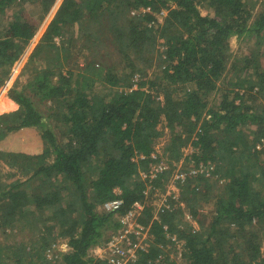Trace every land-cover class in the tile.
I'll return each mask as SVG.
<instances>
[{"label":"trees","instance_id":"1","mask_svg":"<svg viewBox=\"0 0 264 264\" xmlns=\"http://www.w3.org/2000/svg\"><path fill=\"white\" fill-rule=\"evenodd\" d=\"M54 1L0 0V86ZM252 3L62 1L9 90L18 108L0 113V264H108L90 251L136 202L150 233L138 264H264V7L253 16ZM235 36L257 39L230 63ZM26 127L39 145L8 149Z\"/></svg>","mask_w":264,"mask_h":264},{"label":"rangeland","instance_id":"2","mask_svg":"<svg viewBox=\"0 0 264 264\" xmlns=\"http://www.w3.org/2000/svg\"><path fill=\"white\" fill-rule=\"evenodd\" d=\"M62 1L63 0H55L54 1L53 5L51 6L49 12L47 13L45 19L40 24L37 33L35 34V36L31 40V42L27 46V48L24 50V53L21 55V57L18 59V61H16L14 63V65L11 67V70H10L8 76L6 77L4 83L0 86V113L16 110L13 106V103L8 105L7 99L10 98L9 97V90L16 85L19 88H21L23 86L24 81H25V76L23 75L22 71L26 65V62H27L32 50L34 49L36 44L40 41L42 35L44 34V32L48 26V23L54 17V15H55L56 11L58 10L59 6L61 5ZM252 2H253L252 3V6H253L252 14H253V16H255V14H257L258 12H260L263 9L264 0H252ZM25 6H26L25 8H27L26 10H28V12H34V10H37V8L34 9L35 4H27ZM199 8L201 9V11L203 13L207 12V10L202 5ZM142 10H144V9H142ZM166 12H167V10H165V9L163 11H161V13L158 15L159 21H164V17H165L164 15L166 14ZM131 14H133V11ZM2 22L5 24L7 22V19L5 21H2ZM250 39L256 40L257 38L255 36H253L252 38L249 37L247 40H245L243 38L239 39L236 36L231 38L230 44H231V50L233 52V57H231L230 63L232 62L234 57L235 58L236 57L241 58L245 54H249L251 47L254 46V44H252L248 41ZM159 48L162 49L163 48L162 45H159ZM238 64H241V63H238ZM241 65H243V64H241ZM232 71H234V69H232L231 72ZM138 79H139L138 77L135 79L136 84L133 85V88L137 87ZM40 105L42 107L45 106L44 103H41ZM30 130H31V127L23 128L22 130L15 132L10 138H7L6 139L7 148L12 149V148L18 147L20 144L28 143L29 141H32V140H34V141H32L34 144H37L38 142L36 140L38 139V137H34L33 133ZM168 140H169V134L165 133V135L162 138H160L158 140V142L156 143L157 151L161 152ZM3 146H5V145L3 144ZM3 148L4 147H2V146L0 147V149H3ZM4 149H6V148H4ZM16 149H18V148H16ZM189 150H190V147L188 146V148L186 149V152H188ZM159 152H157V153H159ZM163 162L168 165V162H165V161H163ZM182 165H183L182 162H179L176 165V170H175L174 176L177 174L183 173ZM174 176H171V181H169V183L167 185L168 187H166L167 193L171 189L169 187H172L171 182H172V178ZM177 191H178V188H177ZM179 205L182 206L183 208H185L184 201H182V202L179 201ZM205 211L206 210L204 209L203 212L206 213ZM186 214H187L186 218L189 220H192L190 218V216L188 215V212H186ZM195 224L197 225L196 222H195ZM144 235H146V232H144ZM228 245H226V246L228 247ZM57 248L59 250H62V251H64V250L68 251L70 249V247L68 245L67 239L59 240V244L57 245ZM178 261L180 264H185L182 260H178Z\"/></svg>","mask_w":264,"mask_h":264},{"label":"built area","instance_id":"3","mask_svg":"<svg viewBox=\"0 0 264 264\" xmlns=\"http://www.w3.org/2000/svg\"><path fill=\"white\" fill-rule=\"evenodd\" d=\"M168 165L164 162H160L151 174L144 173V177L153 178L160 172H163ZM175 177L184 179V173L177 174ZM172 187L167 194L178 195L177 185L174 180L171 182ZM165 196L159 202V207L162 205L169 206L166 202ZM122 199H114L103 203V207L108 211L116 212L122 205ZM144 208L143 204L136 202L133 209L128 213L119 217L122 225L114 232L111 237L104 243L93 247L90 254L96 259L105 260L108 264H138L140 249L145 246V239L150 237L149 228L144 226L138 220V215ZM155 218H159V214L156 211ZM146 232V235H144ZM95 264V263H89Z\"/></svg>","mask_w":264,"mask_h":264},{"label":"crops","instance_id":"4","mask_svg":"<svg viewBox=\"0 0 264 264\" xmlns=\"http://www.w3.org/2000/svg\"><path fill=\"white\" fill-rule=\"evenodd\" d=\"M9 99H10L11 102L15 103V105L13 104V106H14L15 109H17L18 108V104L15 101H13L11 98H9ZM37 145H39V144H37Z\"/></svg>","mask_w":264,"mask_h":264}]
</instances>
